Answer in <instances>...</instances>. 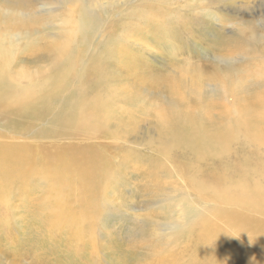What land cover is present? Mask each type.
I'll return each instance as SVG.
<instances>
[{"label":"rangeland","instance_id":"obj_1","mask_svg":"<svg viewBox=\"0 0 264 264\" xmlns=\"http://www.w3.org/2000/svg\"><path fill=\"white\" fill-rule=\"evenodd\" d=\"M152 7L170 18L149 30ZM0 43V264H219L196 250L204 224L264 262L235 228L264 233V205L215 191L264 189V119L244 124L264 100V0H0ZM62 69L53 101L18 107ZM85 100L103 118L69 113Z\"/></svg>","mask_w":264,"mask_h":264},{"label":"bare ground","instance_id":"obj_2","mask_svg":"<svg viewBox=\"0 0 264 264\" xmlns=\"http://www.w3.org/2000/svg\"><path fill=\"white\" fill-rule=\"evenodd\" d=\"M156 9H159V8L158 7H156V8L152 7V10H147L146 15L144 17H141V18H147L148 19L147 25H143V26L146 28H150L149 30H151L154 27L153 24L155 22H160V21L166 20L164 17H160V15L161 16L163 15L167 18H170L169 17L170 15L168 16V14L166 12H164L163 10L159 11ZM156 11L159 13V17H158V15H156V13H155ZM83 14L84 13H82V17L84 16ZM84 18L85 17L81 18L82 21ZM141 18H137V19L140 20ZM133 24H134V22H133ZM135 24L137 25V22H135ZM141 27H138L137 30L139 31V29ZM132 29H133V25H132ZM84 30H85V32H88L91 30V27L86 26L84 28ZM141 36H143V34ZM53 49H54V51H57L59 54H63V53L68 51V48L66 46H64L63 44H60V43H57L56 45H54ZM10 52L11 51H9L6 46H4L0 43V97L6 98L7 101H10V97L8 96L9 91L6 88L7 85L5 83V79H6V67L8 65V62L10 59V54H11ZM122 55L124 56V54H122ZM131 59H129L127 61L126 60L122 61L121 65H123L125 63L124 65L132 66L133 61H130ZM119 63H121V62H119ZM66 75H67V70L62 69L59 72V74L54 79L51 80L50 88H49L50 92L45 96H40V97L35 98L33 96V94H35V92H30L29 89L22 90L19 93L22 95L16 99V101L19 103L18 107L20 109H24V108L32 109V108L43 107L41 105H47L49 102H51L55 99V94L57 92V86L59 83H61L62 81L65 80ZM2 100L3 99H0V101H2ZM68 109H69V113L73 112L74 115H77L80 113L79 116H81V117H85V115L81 114V113H91L89 118L86 117L89 120H99V119L103 118L102 115L104 114L103 113L104 112L103 105H101L100 102H96V101H93V102H88L86 100H85V102L80 101V102L72 104ZM101 109H102V111L100 112ZM62 110L67 111L64 105H63ZM244 111H245V121H246V122H244L245 126L250 128L253 131L258 130L260 127L259 126L260 120L264 119V100H257L254 102V104L251 103V105L247 106V108H245ZM172 113H174V111ZM179 119H180L179 117L172 118L169 123L171 124V126H172V123H174V125H175V123L180 124V122H177ZM181 120H179V121H181ZM182 121H184V120H182ZM183 123H185V122H183ZM186 123H192V120L191 121L188 120V122H186ZM193 125L198 126V125H196L195 122H193ZM189 127H192V125L186 124V125H181L177 128H179L180 130L183 131ZM198 141H199L198 144L201 143L202 146L208 145V147H211V144L213 145V147L215 146L214 141H212V139H211V135L208 134L207 132H205V134H203V136L200 137V139ZM8 154L10 156H12V152L8 151ZM7 161H8V159L6 158V154L5 155L0 154L1 165ZM62 169L68 170L69 168H67V167L65 168V165H62V166H60V171ZM7 175H8V173H7ZM5 177H7V176H5ZM7 184H8V182H7ZM1 189L3 191V188H1ZM215 191H216L217 196L225 199L227 202H230V200H236V201L245 202L247 204L250 203L253 205H257V206L264 205V189L260 188L259 185H254V187H251L247 184L238 185L236 183L231 182L230 184H228L225 187L221 186L220 188L215 189ZM205 226H206V224L200 226V230L198 231V233L201 236L199 239L200 244L198 245L196 250L205 249L206 252L208 251L207 255L209 257H211L213 254L217 253L216 255H213V256L216 258L217 261L220 262L219 264H262V263H264L259 258H255L251 253L247 252V250L244 249L245 252H242L243 246L242 245L239 246V244L236 243L232 238H229V236L225 232L219 231V230H216V231L206 230L204 228ZM235 228H236L237 232L245 233L247 235L249 242H251L253 244H257V245H259V247L264 249V233H262L263 229L260 230V233H257L256 227L250 226V225L245 224V223L244 224L239 223V224L235 225ZM194 229H196V228H194ZM242 229H245L246 231L245 230L242 231ZM206 238H215L216 242L215 243L206 242Z\"/></svg>","mask_w":264,"mask_h":264}]
</instances>
